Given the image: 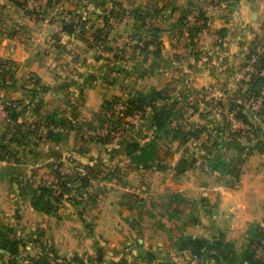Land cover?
<instances>
[{
	"label": "crops",
	"instance_id": "1",
	"mask_svg": "<svg viewBox=\"0 0 264 264\" xmlns=\"http://www.w3.org/2000/svg\"><path fill=\"white\" fill-rule=\"evenodd\" d=\"M193 1L39 0L40 11L34 14L12 0H0V59L8 61L13 78L10 86H0V103L13 100L20 109L17 119L39 122L41 130V135L30 134L27 141L25 138L10 142L9 147L16 150L15 157L0 159V221L11 228L12 237H20L17 232L26 233V237L30 231L39 232L33 238L31 235L24 245L30 253L95 254L102 236L107 237L106 246L125 243L126 258L132 253L127 249L131 251L135 242L139 247L161 252L174 244L168 260L180 262L191 258L186 248L177 247L179 234L171 235L170 239L141 237L137 233L132 242L121 240L123 233L115 229V221L105 224L110 218L113 221L110 210L114 203L107 204L88 224L86 217L84 220L77 215L79 210L62 205L69 199H62L54 212L44 213L31 207L30 195L21 200L14 194L8 169L23 164L29 167L28 174L36 165L44 167L45 162L59 159L76 167L101 163L104 169L114 170L110 182L120 178L130 181L137 176L147 182L148 196H159L169 190L184 197H201L206 204L208 223L185 220L188 223L181 227V232L207 241L212 238L214 242L227 241L235 261L216 264L245 263L239 261V254L246 244V229L264 225V119L259 123L249 119L255 124L252 130L230 129L225 116L202 102L199 93L205 86H220L241 63L264 26V0L219 2L205 12V25L190 38L178 21ZM110 7L152 13L161 43L159 53L154 54L148 46L126 59L112 55L119 38L134 31L132 18L111 23L105 36L109 48L103 51L74 33L58 32L60 44L57 47L51 43L52 33L57 32L60 24V11H81L87 17V36V31L102 25ZM261 75L264 78V68ZM154 90L163 97L150 99L141 115L132 116V130L127 135L101 142L86 139L82 134V128L93 125L103 114V101L134 94H142L148 100ZM37 99L39 104L33 111ZM183 102L193 103L194 111L187 120L190 126H201L202 130L196 138L179 141L173 132L155 129L151 120L157 110L175 109ZM48 114L73 119L75 126L81 123V129H68L66 133L63 130L57 140L45 138L43 132L47 127L42 123ZM4 128L5 117L0 111V132ZM131 143L136 144L134 152L145 145L153 151L136 162L127 150ZM63 212L65 216L60 217ZM137 213L142 217L150 213V207ZM176 223L170 222L171 232L178 227ZM195 225L201 228L189 230ZM166 228L165 223L156 220L143 226L154 235ZM129 242L132 244L127 245ZM2 260L3 264H25L22 259Z\"/></svg>",
	"mask_w": 264,
	"mask_h": 264
},
{
	"label": "trees",
	"instance_id": "2",
	"mask_svg": "<svg viewBox=\"0 0 264 264\" xmlns=\"http://www.w3.org/2000/svg\"><path fill=\"white\" fill-rule=\"evenodd\" d=\"M19 6H21L24 11L31 12L37 14L39 10H34L33 8H27L25 6V0H12ZM49 0H45L48 2ZM228 1V0H218ZM233 1V0H231ZM124 9L114 10L112 7L107 11V16H104L103 23L99 27H94L91 31H87V36H85V25L87 21V17L82 14L79 10L73 11H65L69 13V18L67 20H63L60 18L61 26L60 32L65 33H74L79 38L86 40L90 45H97V41H102L105 39L106 33L109 29V21L108 16H118ZM188 10V9H187ZM184 11L178 24H183L184 15L187 12ZM133 15V20L135 22L134 31H138L141 28L142 19L144 17L150 18V24L148 28H146L147 36L143 40V44L141 46V51L145 50L146 47L150 46L152 52L154 54H158L160 50V40L158 38V27L156 24L152 22V13H148L146 11L139 10H130ZM206 19V17L204 16ZM205 22H203L200 26H194L188 32V36L191 38L193 35L203 26ZM56 34H53L55 36ZM57 37V36H55ZM90 38V40H89ZM107 45H103V49H108ZM115 58H122L121 56L113 53ZM7 60L0 59V78L8 77L10 78V83L5 85L10 86L12 84V68L7 66ZM263 76L258 74L254 80L251 82V87L256 88L259 86L260 82L263 81ZM4 87V86H3ZM151 96L148 100L145 99V96L142 94H134L130 97L126 98L127 103V111L128 113H132L133 110L138 111V116L142 114L144 110V106L150 99L155 98L156 96L163 97V94L160 91L154 90L151 91ZM118 96H114L108 100L102 102L101 107L103 110V114L97 118L98 122H101L104 119V112L109 108L111 100L115 99ZM188 102H183L179 105L178 108L169 109V108H161L157 110L152 117L151 124L155 129L160 131H171L174 136L178 137L179 141H184L188 138H196L200 131L202 130L201 126H189V127H181L169 126V122L171 119H176L179 117L180 112L184 105ZM39 104V100H34V104L32 106V110L36 111ZM3 108L5 110L6 117L11 121L10 123L5 120V128L2 132H0V158L7 159L9 157L14 158L16 154V150L9 147L10 142H18L20 139L28 140V136L35 135L36 137L41 135V130L38 128L40 124L39 122H24L22 120L17 119V115L20 112V109L16 107V104L13 100H8L3 104ZM236 113L240 116L243 121L248 122L246 116L241 112L240 107L237 108ZM261 121H263L264 116V102L261 108ZM47 128L44 130L43 134L45 138H49L51 140H57L61 137L62 131L66 133L68 129H76L80 130L81 128L79 124H76L73 119H64L57 118L54 114H48L43 123ZM92 126L89 124L88 127ZM53 127H58L54 130ZM170 127V128H167ZM185 128V129H184ZM97 141L101 142H112L113 139L109 136L95 137ZM22 141V140H21ZM23 141V142H25ZM135 143H131L127 145V150L130 153L131 157L137 162L143 156L149 155L152 153V149L150 146H143L138 152H134ZM61 165V160L52 159L43 164L44 167L48 168L52 175L53 182L57 185V191H54L48 184L44 183H36L35 187L32 190L30 195L29 203L32 208L39 210L44 213H52L56 210L58 204L62 199L70 198V191L72 189L85 188L90 184V179L95 177L110 179L113 177L114 170L104 169L101 163H93L84 167H79L82 171L80 173L78 167L73 166V172L70 174H61L58 170V167ZM11 228L3 223H0V253L7 258H16L22 259L25 264H84V260L82 257L77 254H71L70 256H65L62 254H50L47 252H35L30 253L24 249V245L27 240L21 237H12L10 235ZM264 234V230L258 224L254 226H249L246 229V244L245 247L240 251V262L245 261L244 264H263L264 263V255L259 254L258 246L261 243V238ZM207 244H210L205 238L196 237V236H185L178 241L179 248H186L191 254V259H193L199 252L207 247ZM215 244L220 245L221 248L217 251V253L211 257L214 263L216 264L218 261L221 263H226L230 261H235V255L231 248V245L227 241L216 240ZM197 253V254H196ZM208 260V259H207ZM107 264H129L127 263L124 257H119L115 260H111ZM131 264H137L135 262ZM242 264V263H241Z\"/></svg>",
	"mask_w": 264,
	"mask_h": 264
},
{
	"label": "rangeland",
	"instance_id": "3",
	"mask_svg": "<svg viewBox=\"0 0 264 264\" xmlns=\"http://www.w3.org/2000/svg\"><path fill=\"white\" fill-rule=\"evenodd\" d=\"M61 12L62 11L58 13L59 16ZM112 18L113 16L110 17L111 21H109L110 24L109 27L111 26V23L113 22L115 23L118 21ZM52 34H56L55 36H59L58 31L53 32ZM55 36L53 35L51 36L53 39L52 40L53 42L51 43L55 44L58 47V45L60 44L57 42L59 38ZM96 47L101 51L105 50L103 48H99L97 45ZM118 97L121 99H125V97L122 96H118ZM202 102L206 103V101H202ZM104 116H105V112H104ZM183 126L189 127L190 126L189 121L186 120V122L183 123ZM82 129L84 130V133L82 134L85 135L86 139L96 140L95 137L89 136V134L86 133L88 132L86 130H89L90 128L86 127ZM131 130L132 128H130V130L126 134L124 133L121 137L127 135ZM10 158L11 157L7 159ZM16 165H15V167H17L16 169L14 170L8 169L6 173L7 175H9V177L7 176L9 185L13 186V188H15L16 190V193L14 194L18 195V198L23 200L28 195H31L32 190L37 183V178H39V176L45 175L48 168L36 165L35 168L30 169V172L27 174V170L29 167L24 166L23 164L21 165L16 164ZM47 174L51 175L50 171H48ZM5 180L6 178L2 180V182ZM148 188L149 186L147 182L143 180H139L137 176L130 179V181L124 178H120L117 181L110 182L108 179L103 178V180H101L100 183L90 182V184L87 185V187L85 188L72 189L70 191L69 200L63 201L61 203L66 207L72 209L74 208V210L75 209L79 210V213L77 215L79 217L81 216L84 220L86 217L88 224H92L93 219L97 217V213L100 212V210L102 211L105 206L107 207L108 206L107 204L111 205L112 203H114L115 206L113 207L112 210H110L113 213L112 214L113 221H111L110 218V221L105 220V224L106 223L110 224L111 222L115 221V224L117 225L115 226V229H117L118 231L122 230L123 233L121 240L126 238L127 240L130 239L131 242L133 241L134 237H137V233H140L141 237L146 236L147 238L150 236L151 237L159 236L160 238H164V237L170 238L171 235L175 236L176 234H179L176 235V242H175L178 247V241L181 238L188 236L183 232H181V227L186 224L185 222H187L185 220H188L189 222L191 221V223L194 224H199L202 222L204 224L208 223V216H207L208 213L206 212L207 208L205 207L206 204L203 203L204 200L201 197H197V196L184 197L181 196L180 193L178 192L175 191L169 192V190H165V194L159 196L158 195L148 196L149 193L148 191H150L148 190ZM144 207L146 208L150 207V213H145V215H141L142 217H140L137 213V210L139 209L143 210ZM80 212H82L83 214L81 215ZM187 212H189V215L187 214ZM59 216L64 217L65 212L60 213ZM155 220L162 221L163 224L165 223V226L167 227L166 229L157 232L156 235L148 233L151 232V230L143 229L145 223L152 222ZM174 220H176L177 222L176 224H178V227L173 228L172 230L174 231L171 232L168 228L170 222H174ZM197 226L198 225L190 226L189 230H197L196 229ZM138 227H140L141 229H139ZM198 228H201V226H198ZM33 232H34L33 234L32 231L28 232L27 237H26V233L23 232H17L16 234L21 238L28 240L31 235L33 238L34 234L36 235L37 233L39 234V232H35V231ZM100 239L102 242H99L95 246L96 247L95 254H92L94 252L91 253L81 252L80 254H78V256L83 258L84 264H107L111 260H115L119 257L125 256V250H126L125 248L127 247L125 246V243H123L122 245L115 244L112 246H106L105 241H107V237L105 238L100 236ZM214 239L215 238L208 239L210 241V244H207L206 248L199 250L198 254L196 253L197 255L193 259L190 258L188 260H184L180 262H176L173 258L172 260H168L173 255L172 250L173 247H175L174 244L172 245V247L168 246L171 248L168 251L165 249L164 252H161L159 250L150 251L144 246L139 247L138 245L135 244L136 242L135 243L133 242L134 244L132 245V250L130 251V248L127 249L130 253L132 252L131 255H127V258L126 257L124 258L129 264L133 262L137 264H215L213 259L211 260V257L217 253V251L221 248V246L215 244ZM131 242H129V244L127 245L132 244ZM24 249L27 251L25 246ZM1 256L4 258H2ZM158 257H162V258L165 257L167 258V260L164 261L157 260L156 258ZM0 258L6 259L7 257L3 256L0 253ZM2 259L1 262L3 264L5 261Z\"/></svg>",
	"mask_w": 264,
	"mask_h": 264
},
{
	"label": "built area",
	"instance_id": "4",
	"mask_svg": "<svg viewBox=\"0 0 264 264\" xmlns=\"http://www.w3.org/2000/svg\"><path fill=\"white\" fill-rule=\"evenodd\" d=\"M219 4L218 0H194L187 12L184 15L182 29L188 35V32L194 26H200L205 22V12L215 8ZM27 8L39 10V0H25ZM60 18L67 20L69 13L61 12ZM115 20L124 21L128 18L133 19L130 10H123L118 16L113 17ZM112 18V19H113ZM150 18L144 17L142 19L141 28L138 31H133L131 34L122 36L112 48V52L121 56L122 58H129L131 54H139L143 40L147 36L146 28L150 24ZM61 21L57 28L60 31ZM90 40V38H89ZM106 45V38L102 41H97V46L103 48ZM264 68V26L261 27L260 33L256 36L252 46L247 51L241 63L229 74L220 86H205L199 93V99L206 101V103L214 108L218 113L225 116L230 129L243 127L247 130H252L254 123L261 122V108L264 102V85L260 82L256 88L251 87V82L254 78L261 74V69ZM10 83V78H0V86L3 87ZM6 103V102H4ZM0 103V111L4 113L5 120L11 122L5 115L3 104ZM240 107L241 112L246 116L248 122L237 115L236 110ZM194 111L192 103H187L182 108L179 117L171 119L169 125L171 127L183 126L189 115ZM133 115H138V111L133 110L132 113L127 111L126 98L121 99L116 97L111 100L109 108L105 111L104 119L101 122H96L86 130L89 136L102 137L109 136L113 140L120 138L124 133L126 134L132 127L131 118ZM250 119V120H249ZM73 165L61 161L58 170L61 174H70L73 172ZM79 169V167H78ZM81 169H79L80 171ZM82 171H80L81 173ZM39 176L37 183L48 184L54 191H57V185L52 180V175L47 174ZM103 178L95 177L90 179V182L100 183ZM264 230V225H261ZM259 254L264 255V234L261 238V243L258 246Z\"/></svg>",
	"mask_w": 264,
	"mask_h": 264
}]
</instances>
